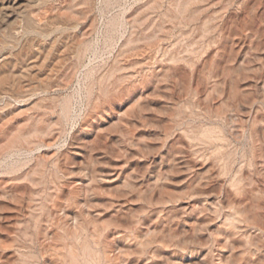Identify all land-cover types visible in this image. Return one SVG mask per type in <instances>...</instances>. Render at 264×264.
<instances>
[{
	"label": "rangeland",
	"instance_id": "374dc122",
	"mask_svg": "<svg viewBox=\"0 0 264 264\" xmlns=\"http://www.w3.org/2000/svg\"><path fill=\"white\" fill-rule=\"evenodd\" d=\"M0 264H264V0H0Z\"/></svg>",
	"mask_w": 264,
	"mask_h": 264
}]
</instances>
